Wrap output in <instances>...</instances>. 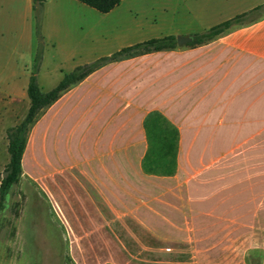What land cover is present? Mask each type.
Masks as SVG:
<instances>
[{
	"label": "crops",
	"instance_id": "crops-1",
	"mask_svg": "<svg viewBox=\"0 0 264 264\" xmlns=\"http://www.w3.org/2000/svg\"><path fill=\"white\" fill-rule=\"evenodd\" d=\"M3 4L13 11H0V34L28 42L34 1ZM43 4V31L65 51L51 91L80 66L206 32L264 0H122L107 14L78 0ZM251 17L201 46L109 62L31 127L22 179L45 198L74 264H248L264 252V13ZM11 67L0 136L30 108L29 78ZM157 116L178 132L172 175L144 168Z\"/></svg>",
	"mask_w": 264,
	"mask_h": 264
},
{
	"label": "rangeland",
	"instance_id": "rangeland-1",
	"mask_svg": "<svg viewBox=\"0 0 264 264\" xmlns=\"http://www.w3.org/2000/svg\"><path fill=\"white\" fill-rule=\"evenodd\" d=\"M41 1L43 2L34 3L29 21L28 42L25 36L24 41H21L22 34L17 30L0 34V43H4V47L8 48L7 50L0 47V63L3 65L0 64V67L7 70L0 78H6L12 66L11 69L15 70H18L17 67L21 68L30 82L36 59L42 54L37 79L40 76L39 85H42L44 92H49L46 80L50 76L54 77L53 66L64 61L65 51L48 40L43 31L44 0ZM3 2L4 0H0V11H13L7 10L9 8L4 7ZM260 13H264V7ZM12 19L15 21V27L21 26L17 16L14 15ZM52 37L55 40L54 35ZM3 81H0V89L5 85ZM5 98H8L7 95H0V101L9 100ZM8 131L5 130L0 136V175H3L9 161ZM0 264H74L68 254V243L63 228L37 186L27 178L22 179L20 184L10 191L4 207L0 206Z\"/></svg>",
	"mask_w": 264,
	"mask_h": 264
},
{
	"label": "trees",
	"instance_id": "trees-1",
	"mask_svg": "<svg viewBox=\"0 0 264 264\" xmlns=\"http://www.w3.org/2000/svg\"><path fill=\"white\" fill-rule=\"evenodd\" d=\"M33 1L34 3L43 2L41 0ZM78 1L103 14L110 13L122 2V0ZM262 8L263 7H258L250 13L237 16L204 33L192 35L191 37L193 38V41L187 46H201L215 40L222 34L228 32L230 29L243 25L247 20L251 19V14H256ZM178 48L177 38L175 36L154 39L125 48L110 57L101 58L94 63L76 68L73 72L66 74L59 85L49 92L43 91L37 79L38 70L42 60V54H39L36 59L35 71L30 78L28 86V97L30 100L29 111L26 117L18 125L8 131L9 162L4 169L3 175H0L1 208L4 207V202L6 201L10 191L15 186L19 185L22 180V160L27 146L29 132L45 109L53 105L65 92L83 81L89 74L109 62L132 58L152 52L174 50ZM155 122L158 129L156 134V143H154V139L151 135V147L149 154L145 159L144 168L146 172L151 174L172 175L175 173L177 167L178 132L161 116H157V120ZM263 258V251H252L247 258L248 264H262Z\"/></svg>",
	"mask_w": 264,
	"mask_h": 264
},
{
	"label": "water",
	"instance_id": "water-1",
	"mask_svg": "<svg viewBox=\"0 0 264 264\" xmlns=\"http://www.w3.org/2000/svg\"><path fill=\"white\" fill-rule=\"evenodd\" d=\"M193 41L192 37L189 36H179L177 37V44L179 47H184Z\"/></svg>",
	"mask_w": 264,
	"mask_h": 264
}]
</instances>
